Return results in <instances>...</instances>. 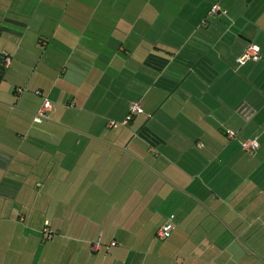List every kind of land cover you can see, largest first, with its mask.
Listing matches in <instances>:
<instances>
[{
  "label": "crops",
  "instance_id": "crops-1",
  "mask_svg": "<svg viewBox=\"0 0 264 264\" xmlns=\"http://www.w3.org/2000/svg\"><path fill=\"white\" fill-rule=\"evenodd\" d=\"M45 225L54 264H264V0H0V264Z\"/></svg>",
  "mask_w": 264,
  "mask_h": 264
},
{
  "label": "built area",
  "instance_id": "built-area-1",
  "mask_svg": "<svg viewBox=\"0 0 264 264\" xmlns=\"http://www.w3.org/2000/svg\"><path fill=\"white\" fill-rule=\"evenodd\" d=\"M210 13L211 14H219V13H226V11H223L219 5L215 4L212 6ZM258 55H259L258 50L254 46H249L246 49L244 55L242 56L241 62H244V61L251 59L253 57H258ZM23 90L24 89H22V88L19 89L20 92H23ZM37 94L41 95V92L37 91ZM51 109H52V103H51L50 99L48 97L43 96L42 105L40 106V108L38 109V111L36 112V114L33 117L34 123L44 122V120H46L48 118L49 112L51 111ZM141 112H142L141 105L139 103H133L130 106V113L127 116V119L124 121V123H127L128 120L131 119L134 115H137ZM110 125L115 126L116 123L111 122ZM227 135L229 138H234L235 132L230 130L227 132ZM242 147L247 152H254L258 148V142L256 141V139H251V140L244 142L242 144ZM172 228H173V226L171 223L164 224L158 229L157 235L161 238H167L170 236ZM52 234L53 233L48 228H46L43 231V238L50 239V238H52ZM110 245L114 246V245H116V242L113 241ZM100 246H101V244L98 241L93 245V249L98 250L100 248Z\"/></svg>",
  "mask_w": 264,
  "mask_h": 264
},
{
  "label": "rangeland",
  "instance_id": "rangeland-1",
  "mask_svg": "<svg viewBox=\"0 0 264 264\" xmlns=\"http://www.w3.org/2000/svg\"><path fill=\"white\" fill-rule=\"evenodd\" d=\"M52 106H53V104H52ZM44 121H46V120H44ZM46 228H48L54 234L53 230L49 226H47V225L43 226V229L41 230V234L38 235L40 243L37 246L38 248L36 247V251H35L36 255H34V256L37 257V259H41V258L46 259L47 258V260H49V261H47V264H54L56 261V258H58V260H59V258L64 259L65 257H69V255H66V256L62 255L61 256V255L55 254L56 251L54 250V248L51 245H52L53 241L57 240L56 236L52 234V238H50V239L43 238V231ZM109 236H111V235H109ZM111 238L112 237H110L109 240ZM42 239H44V241ZM58 241L59 240H57V242ZM156 241L158 243H161V240L158 238H156ZM156 249H157L156 246H152V245L148 244V246L146 245V247H144V250L142 252L144 254L145 253L148 254L149 257H151L152 254H154V252H156ZM15 253H17V251ZM17 254L19 256H21L22 252H18ZM56 264H58V263L56 262Z\"/></svg>",
  "mask_w": 264,
  "mask_h": 264
}]
</instances>
